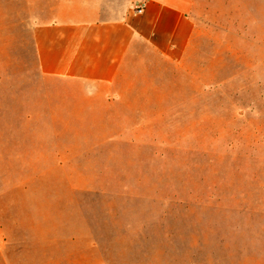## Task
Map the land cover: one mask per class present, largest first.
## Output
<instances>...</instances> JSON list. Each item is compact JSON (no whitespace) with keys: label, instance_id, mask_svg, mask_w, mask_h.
Segmentation results:
<instances>
[{"label":"rangeland","instance_id":"rangeland-1","mask_svg":"<svg viewBox=\"0 0 264 264\" xmlns=\"http://www.w3.org/2000/svg\"><path fill=\"white\" fill-rule=\"evenodd\" d=\"M205 1L117 103L43 77L1 6L0 264H264V4Z\"/></svg>","mask_w":264,"mask_h":264},{"label":"crops","instance_id":"crops-1","mask_svg":"<svg viewBox=\"0 0 264 264\" xmlns=\"http://www.w3.org/2000/svg\"><path fill=\"white\" fill-rule=\"evenodd\" d=\"M264 4V0H261ZM144 3L142 13L137 9ZM205 0H0L9 20L32 27L37 64L45 78L80 84L88 98L122 102L120 87L133 70L177 65L210 15ZM7 6V9H6ZM204 13V14H203ZM206 13V15H205Z\"/></svg>","mask_w":264,"mask_h":264},{"label":"built area","instance_id":"built-area-1","mask_svg":"<svg viewBox=\"0 0 264 264\" xmlns=\"http://www.w3.org/2000/svg\"><path fill=\"white\" fill-rule=\"evenodd\" d=\"M144 7H145V4L142 3L141 6L137 9V12H138V13H142L143 10H144Z\"/></svg>","mask_w":264,"mask_h":264},{"label":"bare ground","instance_id":"bare-ground-1","mask_svg":"<svg viewBox=\"0 0 264 264\" xmlns=\"http://www.w3.org/2000/svg\"><path fill=\"white\" fill-rule=\"evenodd\" d=\"M8 212H9V211H7V213H8ZM1 213H2V212H1ZM4 213H5V212H4ZM4 216H5V215H4ZM0 219H1V218H0ZM2 220H3V219H2ZM8 224H9V223H8ZM4 225H5V224H4ZM10 225H12V224H10ZM7 226H8V225H7ZM7 226H6V227H7ZM14 226H15V225H14ZM14 229H15V228H14ZM9 230H10V229H9ZM15 231H16V230H15ZM8 233H9V232H8ZM9 235H10V234H9ZM12 237H13V236H12ZM12 237H11V238H12ZM9 238H10V237H9ZM4 248H5V247H4ZM6 248H7V247H6ZM15 249H16V248H15ZM4 250H5V249H4ZM16 250H17V249H16Z\"/></svg>","mask_w":264,"mask_h":264}]
</instances>
